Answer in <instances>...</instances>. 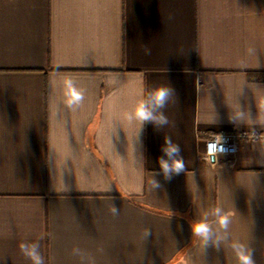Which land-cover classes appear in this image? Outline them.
Listing matches in <instances>:
<instances>
[{
	"label": "crops",
	"instance_id": "0c3cea01",
	"mask_svg": "<svg viewBox=\"0 0 264 264\" xmlns=\"http://www.w3.org/2000/svg\"><path fill=\"white\" fill-rule=\"evenodd\" d=\"M250 73H264V0H0V264H32L21 243L44 264H239L234 242L264 264V79ZM162 85L169 124L129 122ZM222 131L252 136L207 156ZM166 136L185 163L171 180ZM216 207L231 220L218 247ZM205 216L207 245L192 232Z\"/></svg>",
	"mask_w": 264,
	"mask_h": 264
},
{
	"label": "clouds",
	"instance_id": "9594fccd",
	"mask_svg": "<svg viewBox=\"0 0 264 264\" xmlns=\"http://www.w3.org/2000/svg\"><path fill=\"white\" fill-rule=\"evenodd\" d=\"M146 54L150 55L149 50H145ZM172 95V90L167 86L155 87L146 97L141 98L137 101L135 107L127 115V120L129 122L135 121L141 126L146 123H153L157 127H162L169 124V119L163 112H159V109H163L167 104L170 96ZM64 96L65 104L69 108H74L79 106L84 100V91L74 86L72 80L65 79L64 81ZM142 130V128H141ZM161 151L163 157L159 160L160 169L163 171L164 177L167 180H171L173 175H179L185 170V163L183 156L181 155V149L178 144L173 143L170 136L164 138V143L162 145ZM218 151L215 145L209 147V152L215 154ZM221 152H227L228 150L222 146L219 148ZM154 186L156 182L153 181ZM115 211V209H113ZM212 214L217 217V223L219 228L224 231V235L217 236L213 243L218 247L220 241L227 239V230L231 223L230 215L228 213H223L219 207L212 209ZM192 232L195 236L201 238L205 245L208 244L210 234L212 232L211 224L207 220V216L204 219L199 220L192 225ZM20 250L23 255L28 257L32 264H44L43 257L38 252L39 245L24 244L19 245ZM231 247L234 249L239 264H255L253 259V253L246 248V246L239 242L232 243Z\"/></svg>",
	"mask_w": 264,
	"mask_h": 264
},
{
	"label": "built area",
	"instance_id": "2783aa9c",
	"mask_svg": "<svg viewBox=\"0 0 264 264\" xmlns=\"http://www.w3.org/2000/svg\"><path fill=\"white\" fill-rule=\"evenodd\" d=\"M252 135L248 132H242L240 134L231 132H217L206 137L205 154L207 156H231L236 154L238 150V139L242 137H251ZM215 145L218 151L215 154L209 152V147ZM227 149L228 151H219L220 147Z\"/></svg>",
	"mask_w": 264,
	"mask_h": 264
},
{
	"label": "trees",
	"instance_id": "16d2710c",
	"mask_svg": "<svg viewBox=\"0 0 264 264\" xmlns=\"http://www.w3.org/2000/svg\"><path fill=\"white\" fill-rule=\"evenodd\" d=\"M251 77L257 78V79H264V73H250Z\"/></svg>",
	"mask_w": 264,
	"mask_h": 264
}]
</instances>
